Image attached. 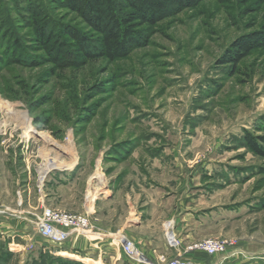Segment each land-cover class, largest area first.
<instances>
[{"label": "rangeland", "instance_id": "rangeland-1", "mask_svg": "<svg viewBox=\"0 0 264 264\" xmlns=\"http://www.w3.org/2000/svg\"><path fill=\"white\" fill-rule=\"evenodd\" d=\"M63 23L85 27L60 0H0V264H141L99 223L122 225L125 197L119 193L112 205L98 198L112 185L145 193L150 184L167 189L164 209L179 206L182 222L179 247L168 243L175 253L153 263L179 256L264 264V155L245 139L264 152V49L237 65L223 62L232 42L264 28V0H202L162 20L147 45L113 62L50 61L35 48V27ZM19 56L25 63L14 61ZM10 111L26 114L35 131L27 135ZM39 132L63 148L48 150ZM53 174L67 183L49 186ZM47 188L57 193L46 195ZM85 199L92 228L79 236L87 247L70 251L66 241L42 238L44 208L82 213ZM21 211L32 218L22 237L12 229ZM208 238L228 240V251L189 249Z\"/></svg>", "mask_w": 264, "mask_h": 264}, {"label": "trees", "instance_id": "trees-1", "mask_svg": "<svg viewBox=\"0 0 264 264\" xmlns=\"http://www.w3.org/2000/svg\"><path fill=\"white\" fill-rule=\"evenodd\" d=\"M60 1L61 7L75 14L85 27L63 23L57 29L37 24L34 39L37 50L44 51L46 57L58 66L67 67L78 63V59L88 62L104 58L113 62L127 57L133 50L149 43L150 30L158 23L202 0ZM11 41L20 50V37L14 35ZM257 48L264 49V28L242 35L232 42L223 62L237 65ZM26 60L21 56L14 58L19 63ZM248 138H245L246 143L255 152L264 155L258 142ZM261 139L264 140V137Z\"/></svg>", "mask_w": 264, "mask_h": 264}, {"label": "crops", "instance_id": "crops-1", "mask_svg": "<svg viewBox=\"0 0 264 264\" xmlns=\"http://www.w3.org/2000/svg\"><path fill=\"white\" fill-rule=\"evenodd\" d=\"M94 175L95 174H93L92 178L96 179L94 178ZM60 177H62V175L58 177L54 174L51 175L48 180V184L50 183L49 186L53 187L56 183H67L61 180ZM72 182L74 183V180H70L69 177L68 183L71 184ZM181 188V184L177 185L176 191L181 190ZM144 189L145 193H136L133 187L128 190L126 189V192H123L120 187L117 188L115 187V185H112L107 190L100 192L101 196L98 198V200H107L109 201L110 205L114 204V202L117 200V197L119 196V193L120 195L124 196L125 202L128 205V214L126 215L125 219H123L122 225H120L119 227H113L114 225L112 223L103 225V222L100 220L99 223L103 227H105L106 231H110L111 233L113 232L115 236L111 235L110 238L118 240L124 236L131 239L134 242L139 253L144 255L147 260L149 259L150 261H152L153 259L157 260L158 257L161 254L166 253L167 250L175 253V251L170 250L168 246L166 233L169 228L168 232L170 234V228L172 227V230L180 236V233L182 231V222L179 218L177 219V216L175 215L176 211L179 209L178 205L177 208L171 206L169 210L164 209L165 202H167L168 200V197H166L165 194L167 189H165L164 186L160 187L158 185L150 184ZM56 193L50 188H47L46 195H52ZM91 193L92 191H90L89 198L93 200L95 199L93 197L94 194L92 195ZM173 197L176 198L178 204L179 202H181V195L175 194ZM83 205L85 207L83 212H86V199L84 200ZM94 205L96 206V201ZM15 217L16 218L14 221L16 222V224L12 227L13 231L17 230L16 235H20L21 237L24 235L26 236L25 228L26 224L32 221L31 216L27 215V211H21L19 212V215H15ZM169 222L171 224H169ZM189 222L190 233L188 236L193 239V211L191 213V220ZM65 245L66 249H69L70 251L84 249L85 247H87L88 241L86 242L83 239V236L73 235L66 241ZM141 264L146 263L141 262Z\"/></svg>", "mask_w": 264, "mask_h": 264}, {"label": "built area", "instance_id": "built-area-1", "mask_svg": "<svg viewBox=\"0 0 264 264\" xmlns=\"http://www.w3.org/2000/svg\"><path fill=\"white\" fill-rule=\"evenodd\" d=\"M171 224V223H169ZM38 232L42 238L47 239L55 244H61L67 241L73 235H87L92 228V220L87 212L71 213L66 210L53 209L46 207L38 221ZM170 234L167 230V240L171 247L178 248L180 240L176 237L175 232L170 228ZM123 251L130 257L137 258L139 261L147 264H155L152 261L139 253L134 242L127 238L120 239ZM231 244L228 240L219 238H208L190 245L189 249L199 250L209 255L218 253H226ZM147 260V261H145ZM161 264H196L190 261H185L179 256L166 259Z\"/></svg>", "mask_w": 264, "mask_h": 264}, {"label": "bare ground", "instance_id": "bare-ground-1", "mask_svg": "<svg viewBox=\"0 0 264 264\" xmlns=\"http://www.w3.org/2000/svg\"><path fill=\"white\" fill-rule=\"evenodd\" d=\"M10 113L12 115H14V116H17L14 112H11L10 111ZM17 117H19V121L21 120L22 121V124L24 126H27V128L25 130L26 131V134L27 135H31L32 132L35 131V129L32 128V127H29V122H28V119H27V115L26 114H22V115L17 116ZM39 136H40L41 140H43L45 142V146L47 147L48 150H53L55 148L61 149V147L63 148V145H57V144H55L53 142V140L50 137H48L45 133L39 132ZM68 152L70 153L69 150H68ZM45 157H47V154H45ZM55 157H56V159H58V155H56ZM73 157H74V158H72L73 160L70 162L71 168L74 165V162L73 161L76 159L75 156H73ZM47 171H48V167L44 164V166H42L41 169H40V175H41V178L40 179H41V181H44V179L46 177L45 174L47 173ZM94 177L97 179V183H99V184H102L103 183V179L101 178V175L99 173H96L94 175Z\"/></svg>", "mask_w": 264, "mask_h": 264}]
</instances>
